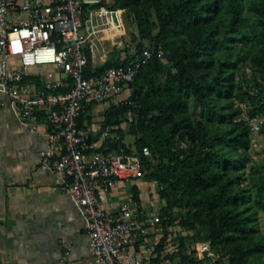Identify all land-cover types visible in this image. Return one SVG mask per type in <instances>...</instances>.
Segmentation results:
<instances>
[{
    "label": "trees",
    "instance_id": "16d2710c",
    "mask_svg": "<svg viewBox=\"0 0 264 264\" xmlns=\"http://www.w3.org/2000/svg\"><path fill=\"white\" fill-rule=\"evenodd\" d=\"M112 7L133 12L139 47L165 56L143 62L129 96L106 109L99 130L116 134L110 148L125 146L121 123L127 113L135 116L133 145L151 151L145 178L162 186L164 234L156 251L180 208L187 232L175 231L178 245L166 254L173 264H204L208 257L189 249L198 240L229 255L228 264H264L257 215L264 210V160L245 175L250 127L235 105L245 102L250 116L264 114V0H114ZM242 62L257 75L253 87L236 80ZM121 63L110 59L97 68ZM131 192L140 203L137 188Z\"/></svg>",
    "mask_w": 264,
    "mask_h": 264
},
{
    "label": "built area",
    "instance_id": "2783aa9c",
    "mask_svg": "<svg viewBox=\"0 0 264 264\" xmlns=\"http://www.w3.org/2000/svg\"><path fill=\"white\" fill-rule=\"evenodd\" d=\"M114 0H0V106L31 131H42L48 146L39 151L43 169L55 172L82 216L98 264H173L166 254L176 249L175 229L156 251L164 231L160 208L137 203L125 193L114 209H106L119 182L142 180L147 186L144 160L148 146L110 148L117 137L110 129L90 139L78 124L86 106L107 101L129 87L144 61L161 49L130 45L119 65L98 70L92 56L95 41L109 33ZM83 30V36L79 35ZM125 60V61H124ZM124 61V62H123ZM244 118L252 134L261 130L260 115ZM197 257L216 264L229 255L214 252L209 241L189 247ZM156 261V259H158ZM7 264V263H0Z\"/></svg>",
    "mask_w": 264,
    "mask_h": 264
},
{
    "label": "crops",
    "instance_id": "0c3cea01",
    "mask_svg": "<svg viewBox=\"0 0 264 264\" xmlns=\"http://www.w3.org/2000/svg\"><path fill=\"white\" fill-rule=\"evenodd\" d=\"M104 38L101 35V45L93 49L96 67L111 59L113 35L108 33L111 48L107 50ZM128 96L91 103L79 127L90 139H98L106 109ZM47 146L42 131L27 129L7 107L0 106V263L98 264L84 220L61 188L58 175L40 165L39 151ZM133 187L138 190L139 204L150 206L142 180L119 182L103 206L114 209ZM206 257L204 264H213Z\"/></svg>",
    "mask_w": 264,
    "mask_h": 264
},
{
    "label": "rangeland",
    "instance_id": "374dc122",
    "mask_svg": "<svg viewBox=\"0 0 264 264\" xmlns=\"http://www.w3.org/2000/svg\"><path fill=\"white\" fill-rule=\"evenodd\" d=\"M84 31L79 30V35L83 36ZM110 34L113 35L112 41V51L110 53L111 60H119L122 56L127 54L130 50V45L133 43H137L139 40V30L137 27V22L134 18L133 12L121 9L114 14L113 26L110 30ZM105 36L103 41V46L105 49L111 48V41L108 38V33H103ZM101 40L98 37L95 41V46H100ZM98 61V58L96 59ZM99 62V61H98ZM236 80L241 81L244 85L253 87L254 82L257 79V75L254 74L249 68L247 62L240 63L238 70L236 71ZM130 90H132V86L125 87L123 91L114 96V101L121 100V98H125L130 94ZM120 102V101H119ZM235 105H239L243 110L248 114V106L245 102L236 101ZM193 105L191 104V108ZM260 118L264 120V114L260 115ZM245 120V119H244ZM135 123V116L132 113H127L121 123L122 130L124 132V140L126 143L133 144L136 139V136L132 133V124ZM250 143L248 148L249 160L246 164L245 175H247L251 167H256L262 160H264V132L261 130L257 134H252L250 132ZM184 144V142H182ZM156 155L154 156V158ZM156 162V159H154ZM162 189V186L159 183H153L152 185L147 186V195L149 199L150 206L152 203H155V208H160L164 201L159 197V190ZM175 219L173 223V228L175 231H180L181 233H186L181 224L180 220L185 216V210L176 208L173 210ZM260 229L264 232V210L257 211Z\"/></svg>",
    "mask_w": 264,
    "mask_h": 264
}]
</instances>
